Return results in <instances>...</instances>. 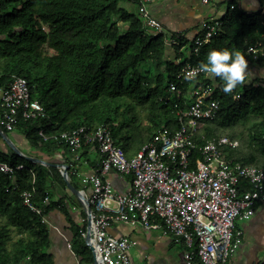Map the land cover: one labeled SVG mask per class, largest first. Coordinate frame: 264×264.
Masks as SVG:
<instances>
[{"label": "trees", "instance_id": "1", "mask_svg": "<svg viewBox=\"0 0 264 264\" xmlns=\"http://www.w3.org/2000/svg\"><path fill=\"white\" fill-rule=\"evenodd\" d=\"M0 2V90L14 76L26 79L33 99L42 104L47 114L45 119L21 122L17 127L16 132L33 149L65 157L71 154L70 148L53 137L84 126L107 125L117 145L129 158L134 157L164 123L174 126L173 105L161 102L168 86L176 83L186 93L192 85L203 83L217 87L214 99L220 102L221 111L217 119L204 124L197 143L222 137L237 140L239 148L226 150L227 158L264 170V82L241 83L231 93H224V82L219 77L178 79L184 65L206 62L211 49L239 50L251 63L247 50L258 45L264 48L262 11L249 14L236 6L233 11L229 8L218 39L202 47L198 54L191 47L186 55L180 52L184 40L179 38L180 45L173 47L176 60L169 61L166 37L145 34L138 15L129 14L123 7L130 3L139 8L141 0ZM123 25L128 27L123 29ZM259 64H264V59ZM40 131L48 140L40 136ZM90 149L93 147L85 149L84 156ZM0 162L24 166L13 180L0 176V264H53L47 255L49 232L42 216L57 207L68 213L62 199L44 204L58 187L66 197L70 196L61 172L30 163L12 152L0 151ZM65 164L69 166L71 183L80 190L76 165L70 160ZM14 184L17 191H12ZM239 188L242 192L252 190L245 181ZM32 190L42 216L21 200V192ZM81 218L82 225H72V247L80 264H94L93 254L85 244L87 215L82 207Z\"/></svg>", "mask_w": 264, "mask_h": 264}, {"label": "built area", "instance_id": "2", "mask_svg": "<svg viewBox=\"0 0 264 264\" xmlns=\"http://www.w3.org/2000/svg\"><path fill=\"white\" fill-rule=\"evenodd\" d=\"M152 2L141 0L138 17L145 34L157 37L163 35L164 28L151 15ZM230 9L236 7L232 5ZM222 29L223 18L203 21L192 42L194 53L218 39ZM169 45L180 44L173 41ZM247 56L259 63L264 59V48L250 47ZM197 66L184 65L178 79L185 80L186 72ZM209 75L199 72L191 81ZM216 88L194 84L184 93L176 83H171L161 102L173 105L174 126L164 123L153 140L131 158L117 145L107 125L84 126L53 137L70 148L77 172V167L88 163L83 154L87 147H93L101 156L98 169L83 176L80 189L91 208L94 244L101 264H133L131 249L135 242L112 235V227L117 223L141 226L147 232H160L182 241L186 264H235L233 255L243 241L236 223L249 221L264 205V170L227 158L226 150L239 148L237 140L222 137L202 145L197 143L204 124L220 114V102L214 99ZM45 118L46 111L33 99L26 79L14 76L0 90V128L5 132H16L21 122ZM40 136L48 140L44 131H40ZM23 169L24 166L0 162V176L11 180ZM110 173L130 178L131 189L117 194L106 178ZM241 181L248 182L252 190L242 192ZM12 191H17V185L12 186ZM34 193L35 190L21 192V200L25 207L42 216V209L34 203ZM49 203V199L44 202ZM42 222L47 223V216H42Z\"/></svg>", "mask_w": 264, "mask_h": 264}, {"label": "crops", "instance_id": "3", "mask_svg": "<svg viewBox=\"0 0 264 264\" xmlns=\"http://www.w3.org/2000/svg\"><path fill=\"white\" fill-rule=\"evenodd\" d=\"M204 1L153 0L150 5L151 15L164 28L163 35L166 37L169 48L167 53L169 61L176 60L174 46L169 45V43L178 41L180 44L177 39L182 38L184 40L182 45H184L180 52L189 54L192 42L199 35L201 23L208 19L225 17L232 5L249 14L264 11V0H236V4L233 3L234 0H208V4ZM123 7L129 14L138 15V8L133 4L125 3ZM127 27V25L122 26L123 29ZM246 72L244 84L255 83L258 85L264 82V64L251 62L248 64ZM214 77L213 75L208 76V78ZM21 136L17 133L13 139L10 138L18 148L24 145L21 139L23 136ZM23 148V150L20 149L27 156L42 160L53 157L33 149L29 142ZM0 151L11 154L1 139ZM56 157L58 159L51 158L46 161L60 164H65L66 160L72 161V154L64 157L60 153ZM60 157L63 161L59 159ZM86 158L88 163L77 167L76 182L80 186L83 176L93 174L101 161L100 154L94 148L87 152ZM106 178L113 184L117 194L126 193L131 189V179L128 177L110 173ZM51 193L50 202L55 203L62 199V207L68 213L57 207L47 215L46 225L49 232L47 255L51 257L53 264H80L79 256L72 247L75 237L72 225L80 226L83 224L81 218L82 205L70 197L71 194L66 197L64 192L60 194L58 191H51ZM237 223L238 230L243 233V241L233 255L235 264H261L264 260V205L258 207L255 215L249 221H238ZM111 233L115 237H126L135 242V246L131 249L133 264H186L184 260L186 247L182 241L173 236H164L160 232H147L141 226L134 227L118 223L112 227Z\"/></svg>", "mask_w": 264, "mask_h": 264}, {"label": "clouds", "instance_id": "4", "mask_svg": "<svg viewBox=\"0 0 264 264\" xmlns=\"http://www.w3.org/2000/svg\"><path fill=\"white\" fill-rule=\"evenodd\" d=\"M248 61L239 50L228 48L211 49L206 57V62H201L197 67L186 72L185 79L193 80L199 72L211 74L222 80L224 93H231L237 85L246 79Z\"/></svg>", "mask_w": 264, "mask_h": 264}, {"label": "water", "instance_id": "5", "mask_svg": "<svg viewBox=\"0 0 264 264\" xmlns=\"http://www.w3.org/2000/svg\"><path fill=\"white\" fill-rule=\"evenodd\" d=\"M0 139L4 143V145L10 150L12 153L17 155L18 157L25 159L26 161L30 163H34L37 165H41L47 168H57L61 174L62 177L66 183L67 189L70 192L71 195L75 196L80 204L82 205L86 215H87V229H86V235H85V244L90 249V251L93 254L94 258V264H101L98 254L96 252L94 240H95V233L93 228V222H92V213L91 208L89 205L88 200L85 198L82 191L78 190L72 183L69 178V166L66 164H60V163H53L50 161L42 160L39 158L31 157L25 155L10 139L9 135L0 128Z\"/></svg>", "mask_w": 264, "mask_h": 264}, {"label": "rangeland", "instance_id": "6", "mask_svg": "<svg viewBox=\"0 0 264 264\" xmlns=\"http://www.w3.org/2000/svg\"><path fill=\"white\" fill-rule=\"evenodd\" d=\"M16 134H17V133H15V132H11V133H9V136H10V138L13 139V138L16 136ZM21 137H22V136H21ZM21 139L23 140L24 145L28 144V142L26 141L25 138L23 139V137H22ZM24 145L20 146L19 149L21 148V149L23 150V149H24V148H23ZM21 149H20V150H21ZM56 156H57V155H56ZM56 156L49 157V158H47L46 160L51 159V158H52V159H58V157H56ZM59 159L62 160L61 157H60ZM62 161H63V160H62ZM76 184H77L78 188H82V186H80L77 182H76ZM56 191H58L60 194L63 192L62 189H61L60 187H58V188L56 189ZM74 197H75V196H74ZM75 200H76V202L80 203L76 197H75Z\"/></svg>", "mask_w": 264, "mask_h": 264}]
</instances>
